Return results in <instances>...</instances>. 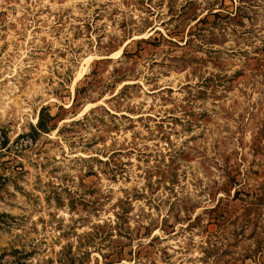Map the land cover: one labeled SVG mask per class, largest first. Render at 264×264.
I'll list each match as a JSON object with an SVG mask.
<instances>
[{"label": "rangeland", "instance_id": "obj_1", "mask_svg": "<svg viewBox=\"0 0 264 264\" xmlns=\"http://www.w3.org/2000/svg\"><path fill=\"white\" fill-rule=\"evenodd\" d=\"M0 264H264V0H0Z\"/></svg>", "mask_w": 264, "mask_h": 264}, {"label": "trees", "instance_id": "obj_2", "mask_svg": "<svg viewBox=\"0 0 264 264\" xmlns=\"http://www.w3.org/2000/svg\"><path fill=\"white\" fill-rule=\"evenodd\" d=\"M39 128L40 129H43V130H46L44 127H43V121L40 119L39 120Z\"/></svg>", "mask_w": 264, "mask_h": 264}]
</instances>
